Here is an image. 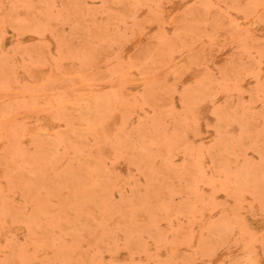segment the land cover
Instances as JSON below:
<instances>
[{
	"label": "rangeland",
	"instance_id": "1",
	"mask_svg": "<svg viewBox=\"0 0 264 264\" xmlns=\"http://www.w3.org/2000/svg\"><path fill=\"white\" fill-rule=\"evenodd\" d=\"M0 264H264V0H0Z\"/></svg>",
	"mask_w": 264,
	"mask_h": 264
}]
</instances>
